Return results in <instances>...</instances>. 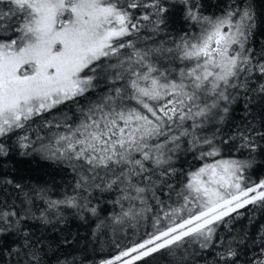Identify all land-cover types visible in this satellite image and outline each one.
<instances>
[{
  "label": "snow or ice",
  "instance_id": "obj_1",
  "mask_svg": "<svg viewBox=\"0 0 264 264\" xmlns=\"http://www.w3.org/2000/svg\"><path fill=\"white\" fill-rule=\"evenodd\" d=\"M262 17L256 0H0V264H264ZM102 213L93 235L127 242L77 258L67 216Z\"/></svg>",
  "mask_w": 264,
  "mask_h": 264
},
{
  "label": "trees",
  "instance_id": "obj_2",
  "mask_svg": "<svg viewBox=\"0 0 264 264\" xmlns=\"http://www.w3.org/2000/svg\"><path fill=\"white\" fill-rule=\"evenodd\" d=\"M215 2H217V0H206V3H208L209 5H212ZM256 4H257L258 13L264 12V0H256ZM261 19H264V17H262ZM177 27H180V25L178 24ZM262 31H264V27L258 26V32H262ZM259 40L261 42H264V35H259ZM240 117H241V113L238 112L236 115V119L234 121L235 124L241 123ZM227 127H231V125ZM193 165H197V161L193 160L191 154L188 153L181 154L180 160L177 163V167H183L184 169H189ZM5 167L7 168L8 166L6 165ZM52 171L53 170L49 168L47 165L38 167L34 164H27V165H21L19 167L20 176H23L25 178H30L33 181H41V182L44 179L48 178V174L51 173ZM260 175L264 176V170L260 171ZM256 178L257 177L254 175L253 179ZM67 179L70 180L71 176L69 175ZM57 181L58 183H62L64 181V175L63 174L58 175ZM103 206L104 205H102V207ZM107 207L110 209L111 205H107ZM105 215L106 213H102L99 219H97L96 217H92L91 215H86V219L84 220H81L79 219V217L74 215L67 216L68 219L67 227L70 229L72 233V243H73V248L69 250L73 251V254L77 258H82L86 255L93 256L95 259L103 258L105 255H107L109 252L112 251L110 247V241L113 238H116L118 242H122V243L127 242L124 239L123 233L113 234L111 229H103L102 233H98L96 236L93 235L94 231L96 230V225L100 222V220L104 219ZM256 217L258 221L264 222V216H261L259 212L256 213ZM61 227L63 228L64 226ZM249 227L250 226L248 224L247 216L242 217L231 224V228L234 231H239L242 228H249ZM41 231H43V228H41ZM127 231H128V235L131 236L133 230L128 229ZM141 231H143V229H141ZM51 234L55 235V233H51ZM220 235L222 236L228 235L225 226H221Z\"/></svg>",
  "mask_w": 264,
  "mask_h": 264
}]
</instances>
